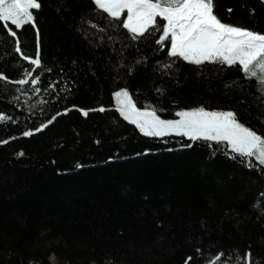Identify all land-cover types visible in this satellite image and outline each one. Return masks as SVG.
I'll return each mask as SVG.
<instances>
[{
  "label": "trees",
  "instance_id": "obj_1",
  "mask_svg": "<svg viewBox=\"0 0 264 264\" xmlns=\"http://www.w3.org/2000/svg\"><path fill=\"white\" fill-rule=\"evenodd\" d=\"M39 2L42 63L24 85L16 81L33 67L15 52L16 41L36 58V30L8 24L17 32L11 37L0 22V140L8 141L0 144V264H50L54 256L67 264L111 257L117 264H186L189 257L190 264H238L249 248L252 264H264L262 166L234 161L224 144L144 136L119 117L111 96L125 87L138 107L151 105L163 119H176L180 108L232 110L264 137V84L238 65L169 58L170 40L155 44L160 17L132 40L125 12L114 21L93 0ZM214 13L264 32V0H214ZM29 86L35 109L17 99ZM100 106L108 110L79 111ZM65 108L72 110L34 131ZM189 228L211 236L219 253L186 257L188 241L178 239Z\"/></svg>",
  "mask_w": 264,
  "mask_h": 264
},
{
  "label": "snow or ice",
  "instance_id": "obj_2",
  "mask_svg": "<svg viewBox=\"0 0 264 264\" xmlns=\"http://www.w3.org/2000/svg\"><path fill=\"white\" fill-rule=\"evenodd\" d=\"M93 3L96 10L107 13L114 21H119L126 10L122 27L131 34L132 40H139L141 36L148 34L152 28L157 27V17L162 18V30L158 33L155 44L163 47L165 41L170 40V47L165 49L169 58H182L195 65L205 62L238 65L245 78H258L260 84H264V32L222 22L214 13V0H93ZM41 7L39 0H0V22H3L11 37H17V32L8 27V22L16 30H22L28 25L36 28L35 12ZM227 11L231 13L233 9L229 8ZM39 35L37 29L36 58L23 55L17 37L15 52L21 53L23 60L30 61L33 67V71L24 73V79L16 81L19 85H24L41 66ZM40 80L41 77L36 76L31 79V84L36 86ZM55 86V82L50 83L48 89ZM35 91L39 93L41 89L37 87ZM111 96L119 117L134 125L144 136L163 137L175 133L191 141L224 144L231 150L234 161L237 157H247V167L254 170V157L264 172V137L239 122L232 110H209L203 106L180 108L175 112L176 119H163L151 105L138 107L125 87L113 91ZM74 107L76 106L73 105L72 108ZM72 108L57 112L47 124L41 123L34 131H42ZM107 110L104 106L91 110L79 109L85 116L89 111L104 113ZM33 134V131H24L22 135L29 137ZM6 143L8 141L0 140V144ZM96 143L99 144L100 141L97 140ZM183 146L191 147L188 144ZM76 167L81 168L83 165L77 163ZM259 196L264 199V192L259 193ZM196 251L199 253L202 250L197 248ZM252 255L249 248L240 257L238 264H244L245 261L246 264H252ZM219 256L223 258V253ZM191 259L193 257H189L186 264H190ZM104 264H117L116 258L111 257Z\"/></svg>",
  "mask_w": 264,
  "mask_h": 264
},
{
  "label": "rangeland",
  "instance_id": "obj_3",
  "mask_svg": "<svg viewBox=\"0 0 264 264\" xmlns=\"http://www.w3.org/2000/svg\"><path fill=\"white\" fill-rule=\"evenodd\" d=\"M8 24H10V22H8ZM17 99L19 100V102L23 103L28 109H35V103H36L35 101L36 100H35L34 92L31 88V86L22 90L19 93ZM114 105H115V102H114ZM114 108H115V106H114ZM209 110H216V109H209ZM170 134L177 135L175 133H170ZM170 134H166V135H170ZM195 230L196 229H193V228H189L187 230L185 229V231L180 234L181 235V237H179L180 239H178V241H180L179 243H181L183 241L185 242V240L188 241L186 243V245H188L189 248H188L185 256L189 257L193 253H198L196 251L197 248L202 250L199 253L208 251V252H216L218 254L219 251H218L216 245L214 244L211 236L200 235ZM172 254H173V252H171L170 255H172ZM48 260L50 261V264H67L64 260H62L56 256L52 257L51 259L48 258Z\"/></svg>",
  "mask_w": 264,
  "mask_h": 264
},
{
  "label": "crops",
  "instance_id": "obj_4",
  "mask_svg": "<svg viewBox=\"0 0 264 264\" xmlns=\"http://www.w3.org/2000/svg\"><path fill=\"white\" fill-rule=\"evenodd\" d=\"M124 12H125V14L127 15L126 11H124Z\"/></svg>",
  "mask_w": 264,
  "mask_h": 264
},
{
  "label": "water",
  "instance_id": "obj_5",
  "mask_svg": "<svg viewBox=\"0 0 264 264\" xmlns=\"http://www.w3.org/2000/svg\"><path fill=\"white\" fill-rule=\"evenodd\" d=\"M36 32H37V29L35 28Z\"/></svg>",
  "mask_w": 264,
  "mask_h": 264
}]
</instances>
